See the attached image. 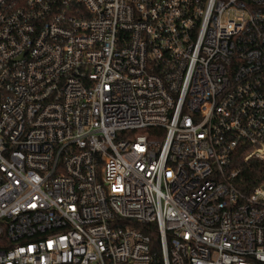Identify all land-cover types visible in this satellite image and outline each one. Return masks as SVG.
Instances as JSON below:
<instances>
[{
  "label": "built area",
  "instance_id": "2783aa9c",
  "mask_svg": "<svg viewBox=\"0 0 264 264\" xmlns=\"http://www.w3.org/2000/svg\"><path fill=\"white\" fill-rule=\"evenodd\" d=\"M251 160L264 0H0V264H264Z\"/></svg>",
  "mask_w": 264,
  "mask_h": 264
},
{
  "label": "trees",
  "instance_id": "16d2710c",
  "mask_svg": "<svg viewBox=\"0 0 264 264\" xmlns=\"http://www.w3.org/2000/svg\"><path fill=\"white\" fill-rule=\"evenodd\" d=\"M238 162L240 164V159L238 160ZM244 169L249 171L248 176H253V178L255 179V183H257L258 181H261L264 178V163L263 162H260L258 160H251L248 164L245 165ZM152 240L153 241L158 240V233L156 232L152 233Z\"/></svg>",
  "mask_w": 264,
  "mask_h": 264
}]
</instances>
